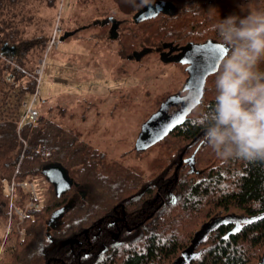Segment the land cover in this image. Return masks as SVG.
Wrapping results in <instances>:
<instances>
[{
  "label": "trees",
  "instance_id": "trees-1",
  "mask_svg": "<svg viewBox=\"0 0 264 264\" xmlns=\"http://www.w3.org/2000/svg\"><path fill=\"white\" fill-rule=\"evenodd\" d=\"M59 1L0 0V48L27 42V29L36 17L32 5L46 8ZM145 6L129 23H119L118 29L123 26L115 41L122 58L143 49L158 53L162 43H219L213 26L237 15L233 8L212 1L168 13H146ZM141 11L135 22L133 17ZM101 21L87 27H99L96 39L106 32L113 38L111 24ZM50 36L30 37L29 47L46 46ZM3 57L9 58L0 49ZM0 63V82L18 90L15 101L8 102L7 93L0 98V222L8 220L5 187L13 177L16 182L44 177L46 167L58 165L73 181L60 195L47 181L45 205L39 211L27 210L20 224L23 237L16 224L6 237L0 235V264L264 263V163L222 160L200 143L204 129L196 120L214 103V81H209L214 72L200 84V105L193 103L186 111L180 103L172 116L181 115L176 123L135 151L140 165H127L110 159L42 109L36 121L21 126L23 151L17 124L21 101L35 91V69L26 71L24 58L14 67ZM171 103L166 104L177 106ZM15 193L22 207L21 189ZM202 226L206 232L195 238Z\"/></svg>",
  "mask_w": 264,
  "mask_h": 264
},
{
  "label": "rangeland",
  "instance_id": "rangeland-1",
  "mask_svg": "<svg viewBox=\"0 0 264 264\" xmlns=\"http://www.w3.org/2000/svg\"><path fill=\"white\" fill-rule=\"evenodd\" d=\"M199 1H212L224 9L226 6L231 7L237 15H245L248 6H251L249 4L253 2L60 0L58 6L42 8L32 5L30 12L36 17L34 24L27 29V42L15 46L18 51L11 61L4 57L0 60L14 67L18 60L24 58L23 68L26 71H32L44 63L45 72L40 79L36 107L42 108L62 127L75 131L81 139L104 152L110 159L124 160L127 165H140L135 153L138 150L137 136L145 124L153 123L151 127L155 130L162 125L168 129L176 123L172 116L179 107H171L166 103L177 100V96L183 94L185 71L182 65L161 61L157 53L141 58H122L119 55L120 44L115 39L123 25L115 30L113 38L106 32L100 40L94 37L100 32L99 27L87 26L93 21L107 18L129 23L144 5L143 11L146 13L153 9L168 13ZM63 31L76 32L60 42ZM47 35L51 36L46 46L29 47L30 37ZM53 38L54 43L50 46ZM214 79L215 76L209 81ZM5 80L8 81V78L4 77ZM21 84H25V80ZM17 92V87H5L0 82V98H4L7 93L8 102L15 101L17 96L13 95ZM49 107H52L50 113ZM185 107L182 106L183 110ZM168 119L172 120L169 124L166 123ZM6 226L5 222H0L1 236H5Z\"/></svg>",
  "mask_w": 264,
  "mask_h": 264
},
{
  "label": "clouds",
  "instance_id": "clouds-1",
  "mask_svg": "<svg viewBox=\"0 0 264 264\" xmlns=\"http://www.w3.org/2000/svg\"><path fill=\"white\" fill-rule=\"evenodd\" d=\"M249 5L245 15L213 26L223 54L214 72V103L196 123L204 129L200 143L222 160L264 163V6L262 0Z\"/></svg>",
  "mask_w": 264,
  "mask_h": 264
},
{
  "label": "built area",
  "instance_id": "built-area-1",
  "mask_svg": "<svg viewBox=\"0 0 264 264\" xmlns=\"http://www.w3.org/2000/svg\"><path fill=\"white\" fill-rule=\"evenodd\" d=\"M53 43H54V38L52 39L50 46ZM44 72H45V65L44 63H41V65L35 69L32 76L36 84L34 93L28 99L23 100L20 104L22 114L17 124V133L20 141L22 142L23 151L25 149L26 143L20 137V129L25 122L27 121L34 122L39 116V110L36 107V102L38 100L37 96L39 94L38 89L41 82L40 79L44 74ZM16 188H20L22 194L24 195V203L22 207H19L17 204L18 196L15 193ZM46 188H47V180L45 177L27 178L22 182H16V180L13 177L12 180L6 185L5 191L9 201L8 203L9 215H8V220L6 222L7 226H6L5 237L11 232L12 226H14V224H16L15 227L19 237L20 238L23 237L24 230L20 228V224L23 222L25 218L26 211L30 209L39 211L40 209L43 208V206L46 203L45 200Z\"/></svg>",
  "mask_w": 264,
  "mask_h": 264
},
{
  "label": "water",
  "instance_id": "water-1",
  "mask_svg": "<svg viewBox=\"0 0 264 264\" xmlns=\"http://www.w3.org/2000/svg\"><path fill=\"white\" fill-rule=\"evenodd\" d=\"M143 12H140L139 14H137V16H134L133 19L135 22H137L138 18L142 16ZM109 22L111 24V29H110V33L112 34V36L115 33V30L118 28L119 26V21H116L112 18H107L106 20H103L100 22L101 25L105 24ZM96 22H93V24H95ZM81 29H84L83 27ZM76 31H64L63 34L60 36L59 41H65L66 39H68L69 37L73 36L75 34ZM6 45H4L5 47ZM161 49L162 50H166L168 49L167 53H162L160 55V60L163 62H180L182 61V57L184 55V53H186L188 50H192L191 52L195 53H201L200 56H202V54H205L206 56L209 55L210 52H213V56H215V60L213 62V64L207 65L208 67L206 68V70L204 71V73H202L203 75L201 77H198L196 80L199 81V83L201 84L203 82V80L205 79V77L212 72H215L216 69V63H217V59L220 55H222V46L220 44L211 42V41H207L205 43H201V44H192L189 43L185 46H182L180 48L177 49L176 46H173L171 43H162L161 45ZM179 50V52L175 55L170 56L169 58H165V56H169L173 51ZM151 51L149 49H143L140 51H135L132 53L131 58H141L144 55L150 53ZM193 104H191L190 107H192ZM188 109V108H186ZM153 124V123H152ZM152 124L148 123L145 124L143 128H146L147 126H151ZM148 140L146 141V143L140 147H145L149 144ZM139 145V142H138ZM139 146L136 145V148L139 150L140 148ZM43 175L46 178V180L48 182H50L53 187L54 190L56 192L57 195H60L66 191H68L71 186L73 185V181L72 179H70L67 175V173L64 171L63 168H61L58 165H51L46 167L43 170ZM59 215V214H58ZM58 215H56V218L58 217ZM52 221V220H51ZM205 226H202V228L200 229V231L196 234L195 238H197L198 236H202L206 231L203 230Z\"/></svg>",
  "mask_w": 264,
  "mask_h": 264
},
{
  "label": "flooded vegetation",
  "instance_id": "flooded-vegetation-1",
  "mask_svg": "<svg viewBox=\"0 0 264 264\" xmlns=\"http://www.w3.org/2000/svg\"><path fill=\"white\" fill-rule=\"evenodd\" d=\"M63 32H62V34H63ZM4 45H6V46L4 47ZM4 45H2V47L0 48L1 54L6 55L9 58L10 57L12 58L14 55L17 54L18 47H13V46H10L8 44H4ZM176 47L178 49L181 46H176ZM191 51L192 50H188L186 53H184V55L182 57V61L177 62V64L183 66V69H184L185 74H186V79H185V82H184L183 88H182V91L185 93L181 96V100H175V101H173V103H171L172 105L177 104V106H173V107H179L180 103H182L183 107L186 105L184 110H186V108L191 106V104L196 103L197 100L199 99V97H200V83L196 79L198 77H201L203 75L202 73H204V71L208 67L207 65L211 66L215 60V56H213V52H210L208 56H206L205 54H202V56H200L201 53H197V52L195 53V51L194 52H191ZM167 52H168V49L159 51L157 53L158 58L160 59V55L162 53H167ZM178 52H179V50L173 51L169 56H165V58H169L170 56L175 55ZM181 101H183V102H181ZM39 112H40V110H39ZM175 116H174V118L172 117L173 121L176 119L178 120V118L181 117V115L177 116V114ZM172 120L168 119V120H166V123L169 124ZM164 128H165L164 125H162V127L156 128L155 130H152L153 127H151V126H147L146 128H143L141 133L139 134V136H137L136 145L140 147V146L144 145L146 143V141L156 139L159 136V134L162 133ZM138 142H139V145H138ZM235 219L237 221H239V218H237V216L235 217Z\"/></svg>",
  "mask_w": 264,
  "mask_h": 264
},
{
  "label": "crops",
  "instance_id": "crops-1",
  "mask_svg": "<svg viewBox=\"0 0 264 264\" xmlns=\"http://www.w3.org/2000/svg\"><path fill=\"white\" fill-rule=\"evenodd\" d=\"M42 102L44 103V101H42ZM41 109H42V108H41ZM48 109H49L48 111H51L50 109H52V107H49ZM39 110H40V109H39Z\"/></svg>",
  "mask_w": 264,
  "mask_h": 264
},
{
  "label": "snow or ice",
  "instance_id": "snow-or-ice-1",
  "mask_svg": "<svg viewBox=\"0 0 264 264\" xmlns=\"http://www.w3.org/2000/svg\"><path fill=\"white\" fill-rule=\"evenodd\" d=\"M239 229H237V231H238Z\"/></svg>",
  "mask_w": 264,
  "mask_h": 264
}]
</instances>
